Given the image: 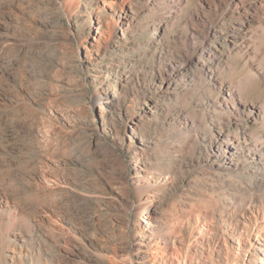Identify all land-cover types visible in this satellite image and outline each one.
Here are the masks:
<instances>
[{"label":"rangeland","instance_id":"rangeland-1","mask_svg":"<svg viewBox=\"0 0 264 264\" xmlns=\"http://www.w3.org/2000/svg\"><path fill=\"white\" fill-rule=\"evenodd\" d=\"M0 264H264V0H0Z\"/></svg>","mask_w":264,"mask_h":264},{"label":"bare ground","instance_id":"bare-ground-1","mask_svg":"<svg viewBox=\"0 0 264 264\" xmlns=\"http://www.w3.org/2000/svg\"><path fill=\"white\" fill-rule=\"evenodd\" d=\"M144 195H145V191L142 190V189H139L138 190V193H137V197H138V201H139V209H141V218L143 217V213H144V210H145V200H144ZM176 252L178 253V250H176ZM173 257H176L175 255H173Z\"/></svg>","mask_w":264,"mask_h":264}]
</instances>
